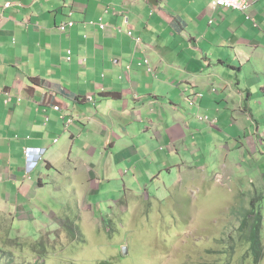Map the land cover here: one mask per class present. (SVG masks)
<instances>
[{
  "label": "crops",
  "instance_id": "0c3cea01",
  "mask_svg": "<svg viewBox=\"0 0 264 264\" xmlns=\"http://www.w3.org/2000/svg\"><path fill=\"white\" fill-rule=\"evenodd\" d=\"M251 1L253 21L231 9L213 11L209 0H0L2 196L24 195L17 186L25 176L13 172L11 159L23 162L25 148L51 158L61 133L68 138L56 150L58 161L64 154L75 175L89 160L94 182L97 167L118 161H147L145 177L158 178L159 166L171 172V155L190 153L220 120L245 115L256 141L264 142V0ZM196 93L203 97L190 106ZM209 113L217 121L202 133L207 124L196 115ZM260 154L251 165L258 181L239 188L251 199L264 194ZM42 166L52 168L47 160Z\"/></svg>",
  "mask_w": 264,
  "mask_h": 264
},
{
  "label": "rangeland",
  "instance_id": "374dc122",
  "mask_svg": "<svg viewBox=\"0 0 264 264\" xmlns=\"http://www.w3.org/2000/svg\"><path fill=\"white\" fill-rule=\"evenodd\" d=\"M197 116L198 123L207 124L202 125V133L212 119L216 120L211 113L209 121H200ZM228 123L233 124L230 129ZM249 123L253 121L245 115L220 120L219 129L198 137L190 153L171 155L173 162L169 160V164L175 165L171 172L167 166L154 168L155 173L161 170L158 178L144 176L147 161L134 165L126 160L110 168L97 167L95 182L89 180L92 174L87 175L89 160L78 166L75 175L64 154L58 161L56 150L58 146L63 150L68 138L61 133L60 142L49 148L52 157H43L39 167L18 158L9 162L14 173L16 169L25 176L17 186L24 195L21 199L4 197L0 185V249L11 253L15 262H33L34 254L25 242L41 234L54 248L49 249L44 264H254L248 243L238 239L243 214L251 208V227L261 216L259 235L264 249V194L258 200L254 197L259 193H254L251 199L239 190L251 185L250 181H258L252 158L261 152L264 155V142L256 141ZM156 149V155L162 154ZM44 160L52 165L50 170L42 166ZM183 161L186 164L178 166ZM105 169L110 170L108 175ZM235 176L244 181L237 182ZM28 180L30 189L25 184ZM66 219L77 225V238L67 235ZM9 240L20 244L8 246ZM258 264H264V252Z\"/></svg>",
  "mask_w": 264,
  "mask_h": 264
},
{
  "label": "trees",
  "instance_id": "16d2710c",
  "mask_svg": "<svg viewBox=\"0 0 264 264\" xmlns=\"http://www.w3.org/2000/svg\"><path fill=\"white\" fill-rule=\"evenodd\" d=\"M253 214L254 211L251 208L247 209V211L243 214V218H242L243 220L241 221L239 228V232L241 236H239L238 239L246 240V242L249 245L248 254L252 256L254 264H258L260 260L263 258V252H264L263 244L259 235L261 216L258 215L256 222L253 223V227H251V218H253L252 217ZM109 222L112 225V221L109 220ZM69 223L70 222L68 221V219L64 221L65 231L70 238L75 239L78 237L79 234L78 227L75 224H69ZM10 233H12V231H10L9 234ZM58 233L59 231H56L55 235H57ZM25 243L26 245H29V247L32 249V252L35 257V260L33 262H29L26 264H44L43 259L46 257L47 253L49 252V249H54L52 247V244L47 240V237L44 238L41 234H39L35 240ZM19 244L20 243L18 242H16L15 244L13 240H9L8 242H6V245L12 247H16V245ZM0 264H23V263L15 262V258L14 256L11 255V253L4 252L2 249H0ZM99 264H110V263L108 261L106 262L103 261L100 262Z\"/></svg>",
  "mask_w": 264,
  "mask_h": 264
},
{
  "label": "built area",
  "instance_id": "2783aa9c",
  "mask_svg": "<svg viewBox=\"0 0 264 264\" xmlns=\"http://www.w3.org/2000/svg\"><path fill=\"white\" fill-rule=\"evenodd\" d=\"M252 5V1L251 0H211L210 1V7L213 11L219 9V8H226V9H231L233 11H238L241 12L243 14L246 15V18L248 20L253 21V18L249 15L248 11L250 9ZM9 4H5V7H8ZM73 23H68L67 25L69 27L72 26ZM66 27V25H62L59 26L58 28L60 30H63ZM102 27V26H101ZM128 35L131 36V32L128 31L127 32ZM136 42L140 43V39L138 37H136L135 39ZM67 61L70 60V56L68 55L66 58ZM143 65H145L146 69L148 70V72L150 74H153L154 70L152 68V66L150 65V61L145 58L143 59ZM7 97L8 94L6 93ZM202 97V95L200 93L194 94L191 98L192 100H189V105L193 106V99L195 98H200ZM53 109L55 111H59L60 108L58 106H54ZM198 120L200 121H209V118L207 116L204 117H200L197 116ZM213 123H215L216 121H212ZM71 123L70 120L67 121V125H69ZM45 151L43 149L40 148H25L23 150V159L25 161L26 164H32V163H37L40 164L43 162V155H44Z\"/></svg>",
  "mask_w": 264,
  "mask_h": 264
},
{
  "label": "water",
  "instance_id": "95a60500",
  "mask_svg": "<svg viewBox=\"0 0 264 264\" xmlns=\"http://www.w3.org/2000/svg\"><path fill=\"white\" fill-rule=\"evenodd\" d=\"M125 251H126V248H123V251H122V252H123V254H124V252H125Z\"/></svg>",
  "mask_w": 264,
  "mask_h": 264
},
{
  "label": "clouds",
  "instance_id": "9594fccd",
  "mask_svg": "<svg viewBox=\"0 0 264 264\" xmlns=\"http://www.w3.org/2000/svg\"><path fill=\"white\" fill-rule=\"evenodd\" d=\"M196 94H197V93H196ZM202 97H203V96H202ZM200 98H201V97H200ZM200 98H199V99H200Z\"/></svg>",
  "mask_w": 264,
  "mask_h": 264
}]
</instances>
